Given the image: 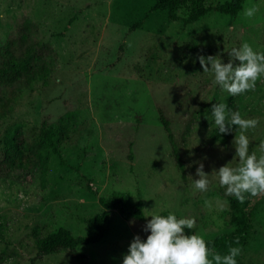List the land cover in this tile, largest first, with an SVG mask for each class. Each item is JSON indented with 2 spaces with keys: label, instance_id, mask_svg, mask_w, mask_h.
Returning a JSON list of instances; mask_svg holds the SVG:
<instances>
[{
  "label": "rangeland",
  "instance_id": "rangeland-1",
  "mask_svg": "<svg viewBox=\"0 0 264 264\" xmlns=\"http://www.w3.org/2000/svg\"><path fill=\"white\" fill-rule=\"evenodd\" d=\"M227 1L205 0L213 7ZM155 4L0 0V49L27 33L57 54L47 82L3 89L18 94L0 121V163L8 132L29 143L53 129L57 151L51 148L44 164L0 167V264H123L134 237L144 241L150 232L118 212L98 243L44 257L37 247L38 238L59 228L86 235L88 220L103 211L99 199L116 194L141 200L145 216L147 209L195 218L191 231L204 239L235 230L234 196L214 171L239 165L233 141L240 129L220 134L211 108L225 103L227 111L259 119L245 134L249 154H264V76L254 91L232 96L214 84L213 72H203L198 57L219 56L227 64L231 49L244 42L264 53V0H246L235 17L212 11L192 24L184 22L185 8L171 20L167 11H153ZM252 4L259 11L246 18ZM200 163L209 175L203 192L194 186ZM236 260L264 264V197Z\"/></svg>",
  "mask_w": 264,
  "mask_h": 264
},
{
  "label": "trees",
  "instance_id": "trees-1",
  "mask_svg": "<svg viewBox=\"0 0 264 264\" xmlns=\"http://www.w3.org/2000/svg\"><path fill=\"white\" fill-rule=\"evenodd\" d=\"M153 11L168 12L171 20L179 19L178 11L187 10L185 24H192L201 18L216 11L226 16H237L243 9L246 0H229L224 4L207 6L205 0H155ZM57 54L55 50L43 42L34 41L29 34L24 33L19 42L9 41L0 49V121L11 110V104L17 97L15 91L6 94L3 89L17 85L30 87L35 82H47L56 71ZM56 132L53 129L42 132L33 141L19 142L18 136L8 132L3 140L4 153L0 167L6 164L10 167L28 166L32 161L44 164L47 162L51 148L57 151L54 143ZM26 155H23V152ZM262 197H251L246 194L241 203L235 197L230 198V204L236 212L233 217L235 230L229 234H220L213 239H205L209 249L220 253L229 247H238L243 250L255 230L258 201ZM103 211L88 220L87 233L84 236H74L71 230L59 228L46 237L37 239L38 255L40 257L56 254L62 250L75 251L80 246L92 245L100 242L105 234L106 227L111 221L114 212H118L126 221L137 220L145 226L148 219L144 213L141 200L136 202L128 197L116 194L111 198L99 199ZM167 216L168 214H162ZM178 219L180 217H177ZM186 234L193 231L185 229ZM238 241V243H237ZM241 264V262H238Z\"/></svg>",
  "mask_w": 264,
  "mask_h": 264
},
{
  "label": "clouds",
  "instance_id": "clouds-1",
  "mask_svg": "<svg viewBox=\"0 0 264 264\" xmlns=\"http://www.w3.org/2000/svg\"><path fill=\"white\" fill-rule=\"evenodd\" d=\"M259 7L252 4L245 8L244 16L252 18ZM230 60L223 63L219 56H199L198 60L203 72L214 73V84L232 96L247 91H254L256 82L264 76V53L254 51L249 43L244 42L239 48H232L228 53ZM238 61L237 66L233 62ZM208 65H211L209 69ZM225 103L213 104L212 115L220 134H229L238 126L240 132L235 135L236 157L239 158L237 167L229 164L214 171L222 187H226V195L234 196L243 203L246 194L251 197H264V154L259 157L253 151L249 154V139L246 136L248 129L256 128L259 119H244L239 111H227ZM264 153V141L259 145ZM203 163L199 164L194 180V186L199 191H207L209 175L203 171ZM207 204V201L205 202ZM147 222L144 231L150 232L147 239L142 241L139 236L134 237L128 254L123 257V264H237L236 257L241 254L238 247H230L228 254L220 255L209 249L207 242L198 233L186 234L185 229H194L195 218H177L175 214L167 216L153 214L145 209ZM238 243V241H237Z\"/></svg>",
  "mask_w": 264,
  "mask_h": 264
}]
</instances>
